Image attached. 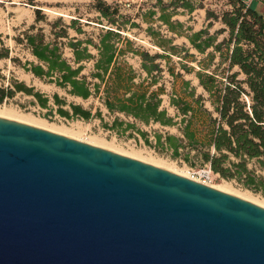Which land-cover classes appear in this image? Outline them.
Here are the masks:
<instances>
[{"label":"trees","instance_id":"trees-1","mask_svg":"<svg viewBox=\"0 0 264 264\" xmlns=\"http://www.w3.org/2000/svg\"><path fill=\"white\" fill-rule=\"evenodd\" d=\"M28 4L34 7L35 23L15 41L33 59L22 64L11 57L2 35L0 59L11 60L73 97L99 99L112 114L147 125L177 127L179 136L157 133L156 148L167 147L174 160L192 169L207 168L220 179L237 181L264 196V16L253 3L232 0L233 9L221 16L208 11L207 28L194 31L183 30V23L173 20L179 8L194 13L196 7L189 0L169 4L158 0L159 11L140 15L148 26L147 36L159 49L155 53L128 35L140 24L105 0L90 3L99 14L95 21L83 16L69 22L64 16L49 21L34 0ZM215 21L223 27L212 33ZM41 23L48 31L38 26ZM157 23L188 43L175 45ZM92 26H101L100 33L86 31ZM187 75H193L198 86ZM1 79L6 77L0 74ZM21 92L34 96L44 107L50 101L34 87L13 80L8 86L0 83V104ZM164 96L175 116L163 108ZM53 100L60 107L67 105L58 94ZM69 106L71 111L59 109L62 117L91 119V112L82 105ZM146 143L150 144L147 138Z\"/></svg>","mask_w":264,"mask_h":264},{"label":"water","instance_id":"water-1","mask_svg":"<svg viewBox=\"0 0 264 264\" xmlns=\"http://www.w3.org/2000/svg\"><path fill=\"white\" fill-rule=\"evenodd\" d=\"M0 264H264V208L0 117Z\"/></svg>","mask_w":264,"mask_h":264},{"label":"rangeland","instance_id":"rangeland-1","mask_svg":"<svg viewBox=\"0 0 264 264\" xmlns=\"http://www.w3.org/2000/svg\"><path fill=\"white\" fill-rule=\"evenodd\" d=\"M39 7L44 10L49 21L64 16L69 22L72 17L83 16L85 19L94 20L99 16L91 7L93 0H34ZM112 6H119L124 15L132 18L133 22L140 24L141 28H135L128 35L137 41V43L152 53L159 49L153 45L151 39L146 34L147 25L143 24L140 18L142 13L149 10H158V0H105ZM169 4L173 0H163ZM195 7L194 13L190 14L183 8L178 9V15L173 17L174 21L183 23L184 28H192L194 31L207 28L209 21L207 12L212 11L217 16L233 9L232 0H189ZM183 2L179 3V6ZM34 7L28 4V0H0V35L7 48L11 51V57L19 58L22 64L32 60L29 51L22 45H18L15 38L22 35L35 22ZM85 21V20H84ZM38 26L46 28L45 23ZM101 26L87 27L86 31L95 35L100 33ZM156 27H161L163 34L169 38H174V44L182 46L188 41L184 37L170 33L165 26L157 23ZM223 26L216 22L211 32L214 33ZM0 48H2L0 46ZM0 74L6 77L0 81L8 86L13 80L25 82L29 87H34L50 98V101L44 107L34 97L25 93H15L12 98L7 99L0 104V117L14 120L20 123L31 125L56 134H60L96 147H100L114 153H118L144 163L160 167L172 173L187 177L194 181L205 183L215 189L225 193L240 197L264 208V196L260 193H254L244 188L237 181H228L220 179L217 175L208 174V169H192L180 160H174L171 157L172 152L167 147L156 148V134H172L179 136L177 127H165L158 123L144 124L123 114L110 113L102 102L96 98L83 100L67 94L63 89L46 83L31 73H27L21 66L14 64L9 59H0ZM187 79L192 80L193 84L198 86V81L193 75H187ZM199 92L203 90L199 88ZM58 94L66 100L67 105L60 107L54 103L53 96ZM75 103L82 105L92 114L90 120H84L79 117L71 119L62 117L59 109L71 111L69 104ZM163 108L167 109L169 115L175 116L176 111L170 106L169 98L164 96ZM129 124H134L131 128ZM141 132L147 134L150 144L146 143V138Z\"/></svg>","mask_w":264,"mask_h":264},{"label":"crops","instance_id":"crops-1","mask_svg":"<svg viewBox=\"0 0 264 264\" xmlns=\"http://www.w3.org/2000/svg\"><path fill=\"white\" fill-rule=\"evenodd\" d=\"M245 1L248 4L253 3V6L256 9V11L264 16V0H245Z\"/></svg>","mask_w":264,"mask_h":264},{"label":"built area","instance_id":"built-area-1","mask_svg":"<svg viewBox=\"0 0 264 264\" xmlns=\"http://www.w3.org/2000/svg\"><path fill=\"white\" fill-rule=\"evenodd\" d=\"M208 174H211V173L208 171Z\"/></svg>","mask_w":264,"mask_h":264},{"label":"bare ground","instance_id":"bare-ground-1","mask_svg":"<svg viewBox=\"0 0 264 264\" xmlns=\"http://www.w3.org/2000/svg\"><path fill=\"white\" fill-rule=\"evenodd\" d=\"M202 183V182H201Z\"/></svg>","mask_w":264,"mask_h":264}]
</instances>
